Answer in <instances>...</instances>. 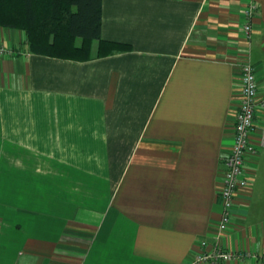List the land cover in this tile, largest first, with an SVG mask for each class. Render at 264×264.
I'll list each match as a JSON object with an SVG mask.
<instances>
[{"label":"crops","instance_id":"obj_1","mask_svg":"<svg viewBox=\"0 0 264 264\" xmlns=\"http://www.w3.org/2000/svg\"><path fill=\"white\" fill-rule=\"evenodd\" d=\"M100 36L130 47L51 57L0 27V264H196L215 243L242 61L264 96V0H101ZM245 168L224 241L253 257L203 264H264V149Z\"/></svg>","mask_w":264,"mask_h":264},{"label":"trees","instance_id":"obj_2","mask_svg":"<svg viewBox=\"0 0 264 264\" xmlns=\"http://www.w3.org/2000/svg\"><path fill=\"white\" fill-rule=\"evenodd\" d=\"M0 27L22 30L34 54L84 60L128 49L101 39V0H0Z\"/></svg>","mask_w":264,"mask_h":264},{"label":"built area","instance_id":"obj_3","mask_svg":"<svg viewBox=\"0 0 264 264\" xmlns=\"http://www.w3.org/2000/svg\"><path fill=\"white\" fill-rule=\"evenodd\" d=\"M256 14L254 4H249L243 12L245 21L242 23V30L246 37H249L252 31L250 18ZM11 52L9 46L0 43L1 55H10ZM236 80L239 104L233 123V143L229 152L222 157L224 171L221 185L216 193L220 202V214L216 220L217 235L210 250L196 255L194 259L196 264L253 257L248 250L227 248L224 241L232 225L236 195L240 191L247 190L251 183V176L245 168L246 160L258 149H264V96L260 95V85L254 65L247 60L242 61ZM257 113L262 116V122L259 125H256ZM257 128L258 131H256ZM199 244L202 248L207 246L205 240Z\"/></svg>","mask_w":264,"mask_h":264},{"label":"rangeland","instance_id":"obj_4","mask_svg":"<svg viewBox=\"0 0 264 264\" xmlns=\"http://www.w3.org/2000/svg\"><path fill=\"white\" fill-rule=\"evenodd\" d=\"M96 42H97V41H96V40H94V41H93V43H92V46H91V49H92V51H94V50H95V45H96Z\"/></svg>","mask_w":264,"mask_h":264}]
</instances>
